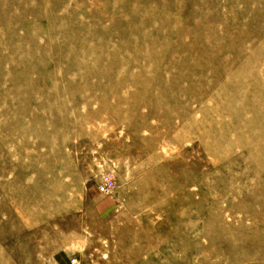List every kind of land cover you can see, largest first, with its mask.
<instances>
[{"label": "rangeland", "instance_id": "374dc122", "mask_svg": "<svg viewBox=\"0 0 264 264\" xmlns=\"http://www.w3.org/2000/svg\"><path fill=\"white\" fill-rule=\"evenodd\" d=\"M0 264H264V0H0Z\"/></svg>", "mask_w": 264, "mask_h": 264}, {"label": "built area", "instance_id": "2783aa9c", "mask_svg": "<svg viewBox=\"0 0 264 264\" xmlns=\"http://www.w3.org/2000/svg\"><path fill=\"white\" fill-rule=\"evenodd\" d=\"M100 189L105 193H111L116 188L115 182L110 175H104L101 182L98 184Z\"/></svg>", "mask_w": 264, "mask_h": 264}, {"label": "bare ground", "instance_id": "6f19581e", "mask_svg": "<svg viewBox=\"0 0 264 264\" xmlns=\"http://www.w3.org/2000/svg\"><path fill=\"white\" fill-rule=\"evenodd\" d=\"M167 20V19H166ZM12 25V24H11ZM87 42V41H86ZM89 43V42H88ZM108 46V45H107ZM97 50V49H96ZM103 50V49H102ZM112 55V54H111ZM101 58V57H100ZM103 59V58H102ZM3 61V60H2ZM12 65V64H11ZM18 75H19V73H18ZM4 80V79H3ZM17 80V79H16ZM29 95V94H28ZM101 182V181H100Z\"/></svg>", "mask_w": 264, "mask_h": 264}]
</instances>
